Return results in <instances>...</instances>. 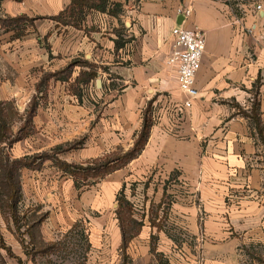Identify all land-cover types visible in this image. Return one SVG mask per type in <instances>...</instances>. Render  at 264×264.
Here are the masks:
<instances>
[{"label": "crops", "instance_id": "1", "mask_svg": "<svg viewBox=\"0 0 264 264\" xmlns=\"http://www.w3.org/2000/svg\"><path fill=\"white\" fill-rule=\"evenodd\" d=\"M71 5L72 0H0L2 17L38 18L20 38L0 28V102L12 101L25 112L43 77L75 61L93 65L97 75L80 85L81 95L69 88L89 67L76 65L70 81L53 77L33 119L35 132L14 145V150L25 148L15 157L52 153L77 141L82 142L76 149L57 157L85 165L125 153L134 146L151 103L146 147L107 177L134 173L144 185L151 179L157 188L152 196L161 204L168 199L170 206L150 217L157 223L153 226L146 205L138 235L144 237L142 246L136 236L123 247L116 215L119 231L106 245L105 263L129 259L132 244L140 246L142 260L151 258L146 238L165 236L158 225L166 214L195 237L201 253L189 254V264H238L233 255L243 241L264 242V3H243L237 16L229 0H108L106 11L84 8L78 20L58 19ZM116 6L120 12L110 15ZM179 7L192 9L191 18L181 19ZM178 25L203 30L207 38L196 78L199 95L183 114L179 108L186 96L168 64L171 31ZM46 163L56 166L47 160L40 170ZM167 240L171 250L174 242ZM5 243L14 253L16 245ZM0 256L6 262L7 256Z\"/></svg>", "mask_w": 264, "mask_h": 264}, {"label": "rangeland", "instance_id": "2", "mask_svg": "<svg viewBox=\"0 0 264 264\" xmlns=\"http://www.w3.org/2000/svg\"><path fill=\"white\" fill-rule=\"evenodd\" d=\"M229 1L233 4L237 16L242 15L241 4L243 3L248 5L255 2L264 3V0ZM71 88L70 86L69 89L72 90ZM15 108L19 116L13 122L12 127L17 132L23 124V118L28 109L20 113V109L16 105ZM80 142L77 141L75 144L79 146ZM14 145L11 148L2 145L1 148L12 160L29 157H15L19 151L25 150V148L20 147L14 150ZM54 167L48 164L42 170L26 168L22 170L19 225H15L9 211L4 212L0 208V232L4 243L9 241L16 245L14 246L15 252H12L13 256L11 257L5 249L0 248V254L7 256L6 262L0 256V264H8L10 261L12 264H106L104 256L107 254L105 251H108L106 245L110 240H116L117 227L119 231V224L115 220V210L118 209V199L121 195L131 203L132 218L137 222H143L145 216L143 211L149 204L147 221L153 226L157 223L152 222L150 217L154 218L153 216L159 214L160 208L166 212L170 206L168 199L161 204L152 196V190H157V188L151 186V179L144 185L143 179L136 177L133 175L134 173H128L126 176L119 174L115 177H107L97 183L78 187L69 172L59 167L56 170ZM40 174H43L40 176L41 178L38 177ZM144 191L151 193L150 198ZM162 216L159 227L167 239L174 242L172 249L169 250L171 243H168L165 236L152 233L146 238L151 258L142 260L140 246H142L141 239L144 237L140 234L135 239L139 240L140 246L132 244L128 250L129 259L126 258L124 262L123 259L122 261L118 259L119 262L116 261L115 264H189L186 260L189 258V254L198 255L201 253L195 237L185 229L174 225L166 214ZM39 221L41 222L39 225L37 224L36 232L37 246L34 247L30 244L31 238L25 232L27 229L25 224L32 222L33 225ZM80 231H84L89 241L92 242L93 250L90 252V246V254L86 252V245L78 234ZM129 233L134 234L136 230H132L131 227ZM14 254L17 257L18 254H21L22 259L13 258ZM233 256L238 264H264V242L243 241L236 248V254ZM229 264H235V262H229Z\"/></svg>", "mask_w": 264, "mask_h": 264}, {"label": "trees", "instance_id": "3", "mask_svg": "<svg viewBox=\"0 0 264 264\" xmlns=\"http://www.w3.org/2000/svg\"><path fill=\"white\" fill-rule=\"evenodd\" d=\"M107 5L108 0H72L71 7L57 18L62 19L67 16L78 20L84 8L106 11ZM119 12L120 9L116 6V8L112 11H109V14L117 15ZM37 20L38 18H29L27 16H19L15 18L0 16V28L4 32L14 31L15 38H20L24 36L27 26H34ZM79 64H82L84 67H89L91 70L82 71L80 76L73 83H71L70 86L72 87L71 89L74 94L81 95L82 89L80 85H87L96 79V72L93 71L94 66L89 63H81L78 61L73 62L63 71L45 75L37 84L36 95L32 98L29 108L23 118V124L16 133L13 130L12 124L19 114L14 103L12 101L0 102V208L4 212L6 210L9 211L15 225H19L21 219L19 204L22 201L21 173L23 169L39 170L45 161L53 160L56 166L69 172L74 178L76 185L81 187L89 183H97L112 173L125 168L129 163L138 158L148 143L153 126L151 103L144 112L143 126L135 140L134 146L125 153L117 151L111 154H106L103 157L88 162L85 165L69 164L57 157L60 153L76 149L78 147L77 144H69L66 147H58L52 153L45 152L13 160L5 153L4 149L1 148L2 145L11 148L15 143H18L34 134L35 126L33 119L40 106V101L46 100L47 98L50 80L53 77L58 78L59 76L64 75V78L70 81V71ZM254 121L257 128L260 129L258 118L254 117ZM118 202L119 206L116 210V215L122 231L123 247L125 248L136 236L139 235L143 227V223L133 220L131 211L132 205L126 198L121 195ZM40 222L41 221L33 225L32 222L25 224L27 227L25 232L31 238L30 244L34 247L37 246L36 232ZM131 227L132 230H136V233H129ZM158 228L161 229L159 225ZM78 234L86 245V252L89 253V247L91 245L88 236L85 235L84 231H80ZM0 248L5 249L8 255L13 256L12 250L5 245L1 235Z\"/></svg>", "mask_w": 264, "mask_h": 264}, {"label": "built area", "instance_id": "4", "mask_svg": "<svg viewBox=\"0 0 264 264\" xmlns=\"http://www.w3.org/2000/svg\"><path fill=\"white\" fill-rule=\"evenodd\" d=\"M256 9L261 11L263 7L257 4ZM192 13V9L187 7H179L176 11L184 20L191 18ZM171 36L173 43L168 64L175 69L179 89L186 96V100L179 108L183 114L192 108L193 100L199 95L196 78L206 51L207 38L203 30L188 29L182 25L175 26Z\"/></svg>", "mask_w": 264, "mask_h": 264}, {"label": "water", "instance_id": "5", "mask_svg": "<svg viewBox=\"0 0 264 264\" xmlns=\"http://www.w3.org/2000/svg\"><path fill=\"white\" fill-rule=\"evenodd\" d=\"M181 19H183V18H181ZM97 84H98V87L100 88L102 86V81L100 79L97 80Z\"/></svg>", "mask_w": 264, "mask_h": 264}]
</instances>
